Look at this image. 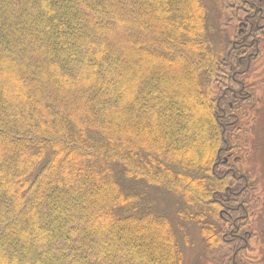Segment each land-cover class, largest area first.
I'll return each instance as SVG.
<instances>
[{"label": "trees", "instance_id": "1", "mask_svg": "<svg viewBox=\"0 0 264 264\" xmlns=\"http://www.w3.org/2000/svg\"><path fill=\"white\" fill-rule=\"evenodd\" d=\"M236 5L0 0V264H184L189 224L206 257L224 251L215 200L237 183L216 165L218 108Z\"/></svg>", "mask_w": 264, "mask_h": 264}, {"label": "flooded vegetation", "instance_id": "2", "mask_svg": "<svg viewBox=\"0 0 264 264\" xmlns=\"http://www.w3.org/2000/svg\"><path fill=\"white\" fill-rule=\"evenodd\" d=\"M236 1L223 58V93L230 98L218 108L225 138L216 165L237 185H226L215 200L213 238L224 251L216 254L213 247L208 264H264V179L252 160L264 107V0Z\"/></svg>", "mask_w": 264, "mask_h": 264}, {"label": "rangeland", "instance_id": "3", "mask_svg": "<svg viewBox=\"0 0 264 264\" xmlns=\"http://www.w3.org/2000/svg\"><path fill=\"white\" fill-rule=\"evenodd\" d=\"M138 45V44H137ZM258 120V119H257ZM259 134L256 138V151L253 155V162L256 166V170L261 173L264 179V107L261 109L260 118L258 121ZM161 131V130H160ZM65 168L64 170H66ZM154 198L157 204V207L160 211L166 213L173 222L178 226L179 221H177L176 211L177 208L165 195L160 193H155ZM186 225V224H185ZM188 236L186 237L187 242L185 243V239L183 234L178 231V241L181 244L183 250V263L184 264H208V258L205 256L204 252V243L199 235V229L194 224H189L187 227ZM263 241H264V237ZM261 253L264 250V244H261ZM260 254V253H259ZM264 263V258H263Z\"/></svg>", "mask_w": 264, "mask_h": 264}]
</instances>
